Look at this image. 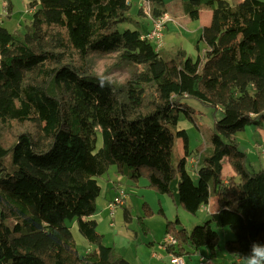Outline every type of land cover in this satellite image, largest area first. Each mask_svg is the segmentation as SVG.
Instances as JSON below:
<instances>
[{"label": "trees", "instance_id": "16d2710c", "mask_svg": "<svg viewBox=\"0 0 264 264\" xmlns=\"http://www.w3.org/2000/svg\"><path fill=\"white\" fill-rule=\"evenodd\" d=\"M149 1L155 17L164 13L162 0ZM203 8L213 12L196 60L183 50L164 57L139 30L121 31L132 22L130 0H34L24 32L0 26V264H129L89 219L98 210V179L112 167L134 183L147 179L193 215L217 200L216 212L191 232L178 219L167 222L166 235L177 241L168 253L207 248L201 256L213 260L221 240L214 227L233 234L225 248L234 261L252 242L264 243V170H248L234 137L264 127V1L184 5L192 20ZM94 53L118 54V65L143 70L118 85L93 72ZM188 100L223 111L211 146L189 156L197 182L188 158L172 162L177 141L188 137L181 113L194 122ZM96 133L102 146L94 152ZM225 162L235 174L229 179ZM124 216L130 224L128 208ZM75 223L91 245L85 254Z\"/></svg>", "mask_w": 264, "mask_h": 264}, {"label": "rangeland", "instance_id": "374dc122", "mask_svg": "<svg viewBox=\"0 0 264 264\" xmlns=\"http://www.w3.org/2000/svg\"><path fill=\"white\" fill-rule=\"evenodd\" d=\"M171 20L172 19L168 20L163 26L161 40L162 48L158 52H161L164 57H167V55L170 54V51H175L174 53H171L175 54L178 50H183L186 54H188V48H183L185 41L191 44L196 52L195 46L197 45L199 39L197 36L200 34L198 29L196 30L198 35L192 37V34L189 33L184 25L173 21L171 22ZM169 22L170 24H173L172 26H169L168 30H166V26ZM193 25H199L202 30L205 27L202 25V21L198 23L194 21ZM149 26L150 30L148 29ZM135 28L136 26L134 22L123 23L120 25L121 31L126 29L134 30ZM153 29V23H149L148 25L146 24L142 27V32L145 35L144 37L147 38V36L152 33ZM151 42L156 48V41ZM190 56L192 57L193 55H189V57ZM91 61L93 72L95 74L106 77L109 81L118 85H123L128 80L134 79L135 76L143 70L141 66L137 65H118V54L103 55L94 53L91 56ZM187 103L193 109L192 115L194 122L187 119L185 114L181 113L179 126L181 130L186 131L188 137L178 141V144L173 151L172 162L174 165L178 164L182 156L189 155L190 152L198 153L201 151H207V148L211 146V136L216 133L215 123L223 117V111L220 108L208 107L196 100H188ZM4 133L6 138L11 136V131L9 130H5ZM234 136L237 138L241 150L248 155V170L253 173L264 170V127L259 131L257 127H247L244 131H238ZM222 138L225 142H229L227 138L223 136ZM93 144L94 152H96L102 146L101 134L96 133L93 135ZM256 144L258 147L255 151V149L252 148L255 147ZM186 148L190 150L186 152ZM189 156L188 161L191 160ZM226 163H224V177L228 178L227 173L230 166ZM193 168L194 167H191V165L188 166L187 170L190 174L193 173ZM116 176L117 169L116 167H112L102 180L106 182L105 180L109 179V177L112 180H115ZM147 187L148 180L145 178L139 181V187L137 188L131 187L130 185L125 186L127 191L125 206H127L132 213V222L130 224H126L124 220L125 207H119L116 210L114 220H112V228L109 227V218L108 222L105 223V226L102 225V230L106 233L111 232L105 237V243L108 244L107 246H111L113 242H115L119 248H127L134 245L141 247L148 252H155L157 254L155 257L160 258V256H166V254L161 252V249L164 248L167 250L164 245V240L167 236V217L173 221H176L178 218L183 224V227L187 228L190 232L198 225L194 224L196 219L195 215L187 212L182 206H176L171 196L161 195L154 189L147 190L150 189ZM144 202L148 203V207L146 209L143 208ZM160 208L165 210L167 217L165 212H163V214L159 212ZM199 216H204V212L202 213V211H200ZM203 224H205V222ZM199 226L202 225L200 224ZM214 229L220 233L221 239L219 246L220 249L217 252V258L220 259L219 263L241 264L233 261L232 258L228 256V252L225 248V243L228 240L234 239L233 234L228 229L225 232L215 227ZM136 232H138V234ZM111 247L115 248L114 246ZM79 252L81 254L84 253L81 246L79 248ZM225 258L226 262H224Z\"/></svg>", "mask_w": 264, "mask_h": 264}, {"label": "crops", "instance_id": "0c3cea01", "mask_svg": "<svg viewBox=\"0 0 264 264\" xmlns=\"http://www.w3.org/2000/svg\"><path fill=\"white\" fill-rule=\"evenodd\" d=\"M34 0H0V26L6 28L8 31L15 33V32H24L26 29V26L29 24L30 19H31V10L29 9V5L30 3H32ZM163 1V7L161 9L164 10L165 14H168L171 17V22H177L178 24L184 25L187 30L189 31V33L192 34V37H195V35H198L196 30L198 29L199 31V35L197 37H199L198 41L201 38V34H202V29L199 27V25H193V22L196 21L197 23L202 21V25L203 26H208L211 23V18H212V10L209 8H203L200 11V16L199 19L197 20H192L189 16H187V14L184 11V5L191 1V0H162ZM227 3H229L231 6H235L238 3L242 2L243 0H223ZM131 6H132V11H131V15H132V22L135 23V30H139L140 33L142 34V36L144 37L145 35L142 32V27H144L146 24L148 25L149 23H151L146 17H144L142 15L141 12V8H142V0H130ZM135 6V7H134ZM137 7V9H136ZM135 8V9H134ZM136 10V11H134ZM138 11V12H137ZM162 13V14H164ZM173 23L170 24V22L167 24L166 26V30H168L169 26H172ZM148 29L150 30V26L148 27ZM183 48H188V54L189 55H193V59L196 60L199 57V52L195 46V50L191 44H189L188 42H184ZM200 51H205L207 48L205 46V44L200 43L199 45ZM175 51H170L171 53H174ZM195 52V54H194ZM168 54V55H170ZM187 54V55H188ZM188 55V56H189ZM191 57V56H190ZM180 128V126H179ZM263 128H258L259 130H262ZM235 137V136H234ZM236 138V137H235ZM237 139V138H236ZM181 139H179L178 141H180ZM177 141V144H178ZM176 144V146H177ZM250 145V144H249ZM258 145L256 144L255 147H253L252 149H257ZM190 149L186 148V152H188ZM185 152V153H186ZM264 153V152H263ZM190 154H196L194 152H190ZM189 154V155H190ZM189 155H184L182 156V158H188ZM191 160L188 161L186 169L188 168L189 165H191V167L193 168V173L190 174L193 178L194 181L197 180V162H196V158H190ZM226 163V162H225ZM227 165H229V163H226ZM230 166V165H229ZM225 170V168H224ZM188 171V170H187ZM189 172V171H188ZM235 174L232 170V168H229V171L227 173L228 178L229 179L231 177H233ZM106 182H104L102 180V178L98 179V183L101 187V195L97 200V213L90 217V220H94L97 223L98 226V231L100 234H102L104 236V243H105V237L107 236V234H110L109 232L106 233L102 230V225L105 226V223L108 222L109 219V227L112 228L111 226H113L112 224V220H114V216L116 211L114 212V216L112 217V212L109 210L108 205L110 202H112L115 198V196L117 195V190L118 188H123L126 190L125 186H131V187H139V182L138 183H134L130 180L125 179L124 177L120 176L117 172V176L115 180H112L110 177L109 179L105 180ZM149 188V187H147ZM147 190H152L147 189ZM127 192V191H126ZM148 205V203L144 202V205ZM209 206L211 208L210 212H206L203 209L200 210L202 211V213L204 212V216H199V212L195 215V221L194 224L196 225H200L203 224L208 218L210 213H215L217 210V200L215 198H212L209 202ZM125 208H127V206H124ZM159 212L161 214H163V212H165V210L163 208L159 209ZM109 214V216H108ZM166 215V212H165ZM167 217V215H166ZM178 219V218H177ZM124 220H125V216H124ZM179 220V219H178ZM152 221V219H151ZM168 221H173L170 220V218L167 217L166 222ZM180 221V220H179ZM181 223V221H180ZM181 227H183V224L181 223ZM187 229V228H186ZM188 230V229H187ZM138 234V232H136ZM72 235L77 243L78 249L80 248V246L83 248L84 253L88 252L91 249V245L90 243L81 235L78 225L77 223H75L72 227ZM106 244V243H105ZM108 245V244H106ZM111 246H114L116 251L123 256L124 260L126 262H128L129 264H171V256L170 253H168L167 250H165L164 248L161 249V252L163 254H166V256L161 257L160 258H156L155 256H157V254L154 252H148L145 249H142L141 247L138 246H129L127 248H119L115 242H113V244ZM209 256V250L207 248H202L201 250H199L196 254H189L187 256L181 257L184 261L185 264H199V260H200V256ZM228 256L230 257V255L228 254ZM217 256L213 259L215 264H220L219 260L217 258ZM226 258L224 259V262ZM233 260V259H232ZM234 261V260H233ZM235 262L237 263H241L240 259L236 260Z\"/></svg>", "mask_w": 264, "mask_h": 264}, {"label": "built area", "instance_id": "2783aa9c", "mask_svg": "<svg viewBox=\"0 0 264 264\" xmlns=\"http://www.w3.org/2000/svg\"><path fill=\"white\" fill-rule=\"evenodd\" d=\"M142 11L145 15V17L153 23L154 29L152 33L147 36L146 39L150 41H156V50L159 51L162 48V29L164 24L171 19V17L168 14H162L160 16L155 17L152 9V5L149 0H142ZM145 38V37H144ZM127 198V192L123 188H118L117 195L115 196L114 200L109 203L108 208L112 212V217L114 216V212L119 207L125 206V200ZM203 210L206 212H210L211 208L209 205L203 207ZM177 244V241L172 236H166L164 240V245L167 247H171ZM171 256V264H185L183 259L181 257L175 256L173 254H170ZM199 264H215L213 260L207 259L203 256H200Z\"/></svg>", "mask_w": 264, "mask_h": 264}, {"label": "clouds", "instance_id": "9594fccd", "mask_svg": "<svg viewBox=\"0 0 264 264\" xmlns=\"http://www.w3.org/2000/svg\"><path fill=\"white\" fill-rule=\"evenodd\" d=\"M105 82H100V87H105ZM241 264H264V243L252 242L248 252L239 253Z\"/></svg>", "mask_w": 264, "mask_h": 264}]
</instances>
